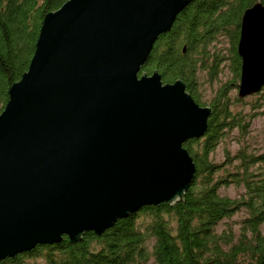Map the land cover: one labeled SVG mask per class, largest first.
I'll return each mask as SVG.
<instances>
[{
    "label": "water",
    "instance_id": "95a60500",
    "mask_svg": "<svg viewBox=\"0 0 264 264\" xmlns=\"http://www.w3.org/2000/svg\"><path fill=\"white\" fill-rule=\"evenodd\" d=\"M189 0H65L44 15L27 69L0 111V259L144 204H172L194 164L182 142L210 107L177 78L138 73ZM238 98L264 85V5L243 9Z\"/></svg>",
    "mask_w": 264,
    "mask_h": 264
},
{
    "label": "trees",
    "instance_id": "16d2710c",
    "mask_svg": "<svg viewBox=\"0 0 264 264\" xmlns=\"http://www.w3.org/2000/svg\"><path fill=\"white\" fill-rule=\"evenodd\" d=\"M65 0H0V111L8 90L27 69L44 15ZM256 0H189L169 29L158 34L139 72L156 70L162 82L181 79L199 105L210 107L202 135L182 142L194 164L188 187L172 204H144L118 217L100 234L83 232L72 242L67 235L55 242L0 259V264H264V147L247 149L239 143L224 161L210 154L228 132L246 135L251 119L264 115V85L250 101L253 112L234 109L227 89L236 86L240 58L236 53L240 16ZM262 4L264 0H260ZM219 36L230 44L232 82L219 86L208 100L196 90L198 71L214 77L220 55L209 56L208 46ZM210 57H208V56ZM242 185L238 198L218 188ZM237 231L216 225L238 210Z\"/></svg>",
    "mask_w": 264,
    "mask_h": 264
},
{
    "label": "rangeland",
    "instance_id": "374dc122",
    "mask_svg": "<svg viewBox=\"0 0 264 264\" xmlns=\"http://www.w3.org/2000/svg\"><path fill=\"white\" fill-rule=\"evenodd\" d=\"M264 5V3H263ZM229 42L225 36H219L216 40L212 41L208 46L209 56L214 54L220 55L218 61V70L214 77L209 78L207 70L203 69L198 71L196 76V90L199 96L203 100H208L215 90L225 84L226 82H232L233 72L231 71L230 57L229 56ZM207 55V56H208ZM208 56V57H209ZM210 58V57H209ZM238 79H236V84ZM227 95L233 100L236 96V86H230L227 89ZM254 93L238 98L240 101H233L234 109H242L244 112H253L249 107L250 101L254 98ZM245 143L247 149L250 150H261L264 147V115L256 114L252 117L249 129L243 137L238 135L237 130L232 129L226 134V136L217 143L215 148L210 154V158L215 162L224 161L225 149L228 150L229 154H232L239 143ZM218 192L229 197L238 198L243 195L244 189L242 185H235L229 183L228 185H222L218 188ZM245 215L244 210L240 209L234 212L228 218H224L216 225V230L219 231L224 226H229L233 232L237 231L238 220ZM151 262L149 261V264Z\"/></svg>",
    "mask_w": 264,
    "mask_h": 264
}]
</instances>
